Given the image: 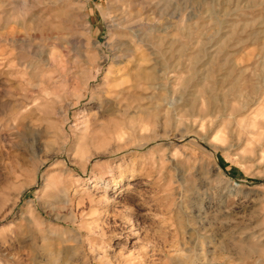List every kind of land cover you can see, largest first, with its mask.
Masks as SVG:
<instances>
[{"label":"rangeland","instance_id":"1","mask_svg":"<svg viewBox=\"0 0 264 264\" xmlns=\"http://www.w3.org/2000/svg\"><path fill=\"white\" fill-rule=\"evenodd\" d=\"M0 264H264V0H0Z\"/></svg>","mask_w":264,"mask_h":264},{"label":"bare ground","instance_id":"2","mask_svg":"<svg viewBox=\"0 0 264 264\" xmlns=\"http://www.w3.org/2000/svg\"><path fill=\"white\" fill-rule=\"evenodd\" d=\"M117 0H114V3L116 2ZM111 3H113V2H111ZM123 9V8H122ZM125 11V10H124ZM122 12V11H121ZM128 18V17H127ZM126 19V17H125V14H124V12H122L121 14H117L116 16H114V17H112L111 18V22H112V24H113V26H114V24H122L123 23V21ZM113 26H111V27H113ZM117 26V25H116ZM84 123H85V121H84Z\"/></svg>","mask_w":264,"mask_h":264}]
</instances>
